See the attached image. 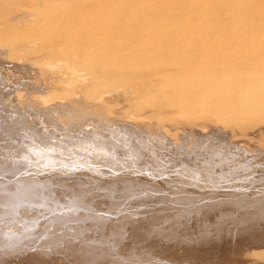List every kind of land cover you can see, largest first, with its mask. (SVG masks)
Listing matches in <instances>:
<instances>
[{"label":"bare ground","instance_id":"1","mask_svg":"<svg viewBox=\"0 0 264 264\" xmlns=\"http://www.w3.org/2000/svg\"><path fill=\"white\" fill-rule=\"evenodd\" d=\"M0 264H264V0H0Z\"/></svg>","mask_w":264,"mask_h":264}]
</instances>
